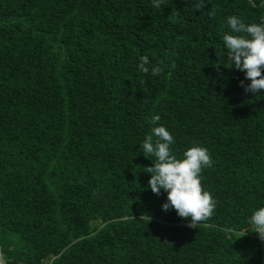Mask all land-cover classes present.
I'll use <instances>...</instances> for the list:
<instances>
[{
    "label": "trees",
    "instance_id": "1",
    "mask_svg": "<svg viewBox=\"0 0 264 264\" xmlns=\"http://www.w3.org/2000/svg\"><path fill=\"white\" fill-rule=\"evenodd\" d=\"M252 2L0 0L1 264H264L248 222L264 207V90L245 92L222 40L230 15L260 22ZM145 55L160 75L138 71ZM154 126L177 158L211 154L216 208L196 228L148 187Z\"/></svg>",
    "mask_w": 264,
    "mask_h": 264
},
{
    "label": "clouds",
    "instance_id": "2",
    "mask_svg": "<svg viewBox=\"0 0 264 264\" xmlns=\"http://www.w3.org/2000/svg\"><path fill=\"white\" fill-rule=\"evenodd\" d=\"M162 3L163 0H153V6L157 9ZM250 3L253 7L257 6L252 0ZM204 4L205 0H199L195 7L200 10ZM260 7H264V0ZM215 14V9L208 11L210 17ZM227 26L232 33L226 32L222 37L227 50V68L234 67L245 73V79L250 81L247 85L243 80L240 81L245 92L259 93L264 90V14L259 23H245L238 16L230 15L227 17ZM149 64L147 55L139 57L138 71L145 75L151 71L153 76L162 73L161 67L153 65L150 69L147 67ZM221 66L223 65L215 64L217 69ZM171 67L174 68L175 65ZM159 120V115L151 117L153 125ZM174 143V138L166 127H152L141 147L145 157L153 156L155 161L152 166L143 169L151 174L148 180L151 191L156 195H160L161 190L167 193V201L163 203L162 209H174L179 217L185 220L190 218L187 225L189 228H196L198 224L210 219L216 208V200L210 192L203 189L200 178L205 168L213 166V160L209 150L198 145L188 148L183 152L182 158H177L170 148ZM248 222L254 228L253 232L258 233L259 239L264 241V207L255 210Z\"/></svg>",
    "mask_w": 264,
    "mask_h": 264
},
{
    "label": "rangeland",
    "instance_id": "3",
    "mask_svg": "<svg viewBox=\"0 0 264 264\" xmlns=\"http://www.w3.org/2000/svg\"><path fill=\"white\" fill-rule=\"evenodd\" d=\"M247 231H249V229H247Z\"/></svg>",
    "mask_w": 264,
    "mask_h": 264
},
{
    "label": "bare ground",
    "instance_id": "4",
    "mask_svg": "<svg viewBox=\"0 0 264 264\" xmlns=\"http://www.w3.org/2000/svg\"><path fill=\"white\" fill-rule=\"evenodd\" d=\"M1 264V263H0Z\"/></svg>",
    "mask_w": 264,
    "mask_h": 264
}]
</instances>
